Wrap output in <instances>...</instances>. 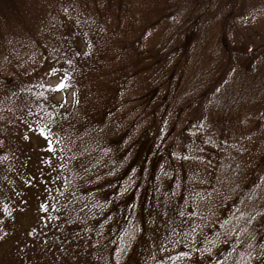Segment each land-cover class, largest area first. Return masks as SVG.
Returning <instances> with one entry per match:
<instances>
[{"label": "trees", "instance_id": "trees-1", "mask_svg": "<svg viewBox=\"0 0 264 264\" xmlns=\"http://www.w3.org/2000/svg\"><path fill=\"white\" fill-rule=\"evenodd\" d=\"M10 2L0 0V184L16 179L5 168L31 165L19 131L55 137L44 162L62 160L64 192L52 215L64 209L76 222L55 251L34 252L38 260L264 264V197L256 206L250 193L264 174V44L228 27L245 0H61L26 25ZM162 22L175 30L157 45ZM132 42L137 53L125 59ZM55 69L74 89L71 106L44 83ZM242 170L244 188L220 182ZM11 207L0 205V240Z\"/></svg>", "mask_w": 264, "mask_h": 264}, {"label": "rangeland", "instance_id": "rangeland-1", "mask_svg": "<svg viewBox=\"0 0 264 264\" xmlns=\"http://www.w3.org/2000/svg\"><path fill=\"white\" fill-rule=\"evenodd\" d=\"M10 1L11 6L16 11L20 12L18 14L25 25L30 23L32 12L36 15L38 12L34 11L37 10L45 15H47L49 12L54 15L55 13L53 11L56 10L55 7L58 9L60 7V3L62 4L61 0H50L47 5V10H44L42 7L35 4L36 2L42 6L43 0ZM261 3L263 4L260 5ZM261 3H259V5L256 7L252 0H245L244 6L239 7L238 9L240 10L238 13L236 12V14L231 17V20L233 19L235 24H232L231 26L230 20L228 27L230 29L233 28L237 33L250 35L251 38L257 43L264 44V9L260 10L259 8V6L261 7L264 5V0L261 1ZM9 8L11 7H8V9ZM13 8L12 10H14ZM11 14L13 15V22L20 25L18 14L13 11H11ZM19 28L21 27L19 26ZM159 29V33L164 35L171 30H175V27L169 26L168 22H162L159 25ZM217 29L218 28H214L211 33H208L207 39L210 42L215 41L216 35L218 34ZM143 38L146 37L143 36ZM165 39L167 40L168 37L164 35L163 37L155 40V44L159 45L162 42H165ZM151 40L147 41L146 44H150V42H152ZM136 45L137 42L132 44L133 50H122L121 56L125 59H131L134 52L137 53L138 47ZM82 46H85L84 42H82ZM211 50V47L207 50L205 53L206 57H210ZM121 56L118 57L120 60ZM193 58L194 54L192 53L188 60L189 65L186 73L192 69V62L194 61ZM116 59V56H112V61ZM147 60H149V58H147ZM214 61L215 59L212 60V63ZM144 64H148V62L146 61ZM263 75L264 71L262 72L261 76ZM64 76L65 73L61 69L51 70L44 80V83L46 86L53 88L54 91L52 99L56 104L62 106H71L74 104L75 93L72 87L64 85ZM61 83L63 84V87L57 88V85ZM94 90V88H90L89 92L92 94ZM93 97L98 98V101L101 100L97 93H95ZM259 109L260 104L256 103L254 109L252 110V115L254 117V114L259 113ZM213 112L214 111H210L209 115H211ZM239 133H241V131ZM46 137L49 140L45 139V136L41 137V135L33 129H22L19 131L18 135H15L16 144L18 147L25 145L30 148L31 165H25V167L28 169V172H23L19 170V168H5L8 172L14 173L16 175V179H10L0 184V205L3 203H12L10 210L13 211L11 216L9 211L8 216L5 217L8 218V225L3 226L7 230L8 236L5 237V239L3 238L0 240V260L3 263L84 264L80 254L75 257L73 253H70L67 259L63 260V262H59L60 260L58 259L53 261H48L45 259V261L42 262L40 261L41 259L38 260V258L34 255V252L44 248L46 251H55L54 247L59 244V242L63 240L64 237H68L71 234L74 235L76 231V222L71 219L70 215L64 209L61 210V213L52 215L55 210L50 204L56 206L55 201L57 196L63 194L64 192L63 186L57 181V178L61 174L57 167H59V164L62 162V160L58 159L57 164H54L56 160H52L51 162L47 163L44 162L46 153L45 151L48 150L49 145H53L56 142L55 137ZM57 147L58 144L53 146L54 149ZM8 159L10 161L14 160L10 156ZM228 174L223 173L219 178L220 182L226 185V182L235 183L238 184L240 189L244 188V178L246 177L245 170H242L239 176ZM250 193L254 195L255 204L257 206L264 197V174L262 171H259V173L256 172L254 175L253 185H250ZM13 204H17V207H13ZM146 216L148 223H153L155 221L153 215L148 214ZM147 236L149 237V235ZM55 238H57V240H55ZM148 241L151 242L150 239H148ZM145 243L148 245L147 240ZM27 252L28 256L30 255V258L25 254ZM89 261L90 262L88 263L87 261L86 264H111L109 257L101 259L100 257L91 255Z\"/></svg>", "mask_w": 264, "mask_h": 264}, {"label": "snow or ice", "instance_id": "snow-or-ice-1", "mask_svg": "<svg viewBox=\"0 0 264 264\" xmlns=\"http://www.w3.org/2000/svg\"><path fill=\"white\" fill-rule=\"evenodd\" d=\"M60 87H63V84L62 83L59 84V85H57V88H60Z\"/></svg>", "mask_w": 264, "mask_h": 264}]
</instances>
